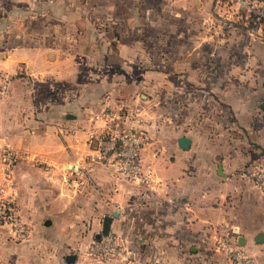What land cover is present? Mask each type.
<instances>
[{
	"label": "crops",
	"instance_id": "crops-1",
	"mask_svg": "<svg viewBox=\"0 0 264 264\" xmlns=\"http://www.w3.org/2000/svg\"><path fill=\"white\" fill-rule=\"evenodd\" d=\"M210 5L0 0V147L20 153L14 204L30 228L0 225V264H231L221 238L264 264V192L245 177L264 162V43L222 30ZM103 107L146 135V179L87 155ZM105 231L121 255L84 254Z\"/></svg>",
	"mask_w": 264,
	"mask_h": 264
},
{
	"label": "built area",
	"instance_id": "built-area-1",
	"mask_svg": "<svg viewBox=\"0 0 264 264\" xmlns=\"http://www.w3.org/2000/svg\"><path fill=\"white\" fill-rule=\"evenodd\" d=\"M210 13L223 28L230 29L235 24L264 23V0H211ZM261 28L258 35L260 37ZM264 37V33L262 35ZM3 84H0V93ZM121 113L111 107H103L94 113L92 119H100V127L90 126L85 144L90 148L87 154L91 160H106L114 157L117 167L125 174L146 179L142 173L138 151L146 141V135L131 124L120 123ZM20 153L7 145L0 147V225H6L12 237L22 239L30 228L19 216L13 189V165ZM245 177L264 192V162L257 160L246 165ZM217 245L225 252L231 264H256L251 255L234 241L219 239ZM84 253L91 257L111 258L122 253V246L110 231L91 239Z\"/></svg>",
	"mask_w": 264,
	"mask_h": 264
},
{
	"label": "rangeland",
	"instance_id": "rangeland-1",
	"mask_svg": "<svg viewBox=\"0 0 264 264\" xmlns=\"http://www.w3.org/2000/svg\"><path fill=\"white\" fill-rule=\"evenodd\" d=\"M215 22L222 30L226 29V28H223L217 21H215ZM260 28H261L262 31H261V34H260V37H259L258 32H259ZM227 30H239V31H242L250 39L260 40V41H262L264 43V37L262 36L263 33H264V23H247V26H245V27L244 26L241 27L240 25L235 24V26L233 28H230V29H227ZM219 108H224L225 109V107L223 105H221ZM225 111H226V109H225ZM214 120H217L219 122L218 123L219 126L221 124H224V126L227 128V130L229 132L228 136L233 134V133H231L233 129H236V123H235L234 119H232L230 113L227 112V111L225 112V114L221 118H217V119H214Z\"/></svg>",
	"mask_w": 264,
	"mask_h": 264
},
{
	"label": "water",
	"instance_id": "water-1",
	"mask_svg": "<svg viewBox=\"0 0 264 264\" xmlns=\"http://www.w3.org/2000/svg\"><path fill=\"white\" fill-rule=\"evenodd\" d=\"M260 105L264 108V98L262 99ZM66 117H73V115L67 114ZM189 143H190V139H189V137H187L185 135H180L177 139V144L182 149H187L189 146ZM218 168L220 169V165H218ZM105 232H103V233H105ZM254 239H255V241H262L263 240V233H258Z\"/></svg>",
	"mask_w": 264,
	"mask_h": 264
},
{
	"label": "trees",
	"instance_id": "trees-1",
	"mask_svg": "<svg viewBox=\"0 0 264 264\" xmlns=\"http://www.w3.org/2000/svg\"><path fill=\"white\" fill-rule=\"evenodd\" d=\"M255 161H257V160H255ZM251 162H254V161H249L248 164L251 163Z\"/></svg>",
	"mask_w": 264,
	"mask_h": 264
}]
</instances>
